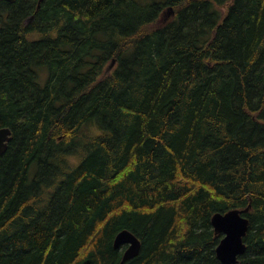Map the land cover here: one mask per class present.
<instances>
[{
  "label": "trees",
  "instance_id": "1",
  "mask_svg": "<svg viewBox=\"0 0 264 264\" xmlns=\"http://www.w3.org/2000/svg\"><path fill=\"white\" fill-rule=\"evenodd\" d=\"M38 5L0 0V264H222L249 204L264 264V0Z\"/></svg>",
  "mask_w": 264,
  "mask_h": 264
},
{
  "label": "water",
  "instance_id": "2",
  "mask_svg": "<svg viewBox=\"0 0 264 264\" xmlns=\"http://www.w3.org/2000/svg\"><path fill=\"white\" fill-rule=\"evenodd\" d=\"M11 3L17 0H5ZM42 0H39V5ZM171 8L168 13H172ZM32 19V17H31ZM115 64V60L110 64L108 70H111ZM13 131L9 126L0 127V155H3L9 146L12 139ZM251 209V204L246 208H233L227 212H216L211 223L216 234H223L219 244L216 247L217 258L222 264H236L239 256L245 253L246 243L244 237L249 229V218L245 216ZM123 250L122 260L120 264L137 257L141 251L142 241L132 231L124 228L118 232L114 240V247Z\"/></svg>",
  "mask_w": 264,
  "mask_h": 264
},
{
  "label": "rangeland",
  "instance_id": "3",
  "mask_svg": "<svg viewBox=\"0 0 264 264\" xmlns=\"http://www.w3.org/2000/svg\"><path fill=\"white\" fill-rule=\"evenodd\" d=\"M45 79H46V72L43 71V72H42V80L45 81Z\"/></svg>",
  "mask_w": 264,
  "mask_h": 264
},
{
  "label": "bare ground",
  "instance_id": "4",
  "mask_svg": "<svg viewBox=\"0 0 264 264\" xmlns=\"http://www.w3.org/2000/svg\"><path fill=\"white\" fill-rule=\"evenodd\" d=\"M226 212H227V211H226ZM214 214H215V213H214ZM214 214H213V215H214ZM130 231H131V230H130ZM132 232H133V231H132ZM133 233H134V232H133ZM134 234H135V233H134ZM135 235H136V234H135Z\"/></svg>",
  "mask_w": 264,
  "mask_h": 264
}]
</instances>
